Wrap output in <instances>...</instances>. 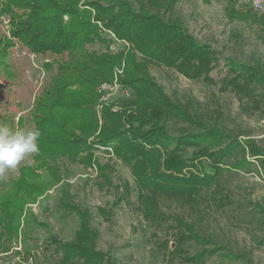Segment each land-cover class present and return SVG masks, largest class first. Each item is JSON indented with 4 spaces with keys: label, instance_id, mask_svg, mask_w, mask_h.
Wrapping results in <instances>:
<instances>
[{
    "label": "rangeland",
    "instance_id": "374dc122",
    "mask_svg": "<svg viewBox=\"0 0 264 264\" xmlns=\"http://www.w3.org/2000/svg\"><path fill=\"white\" fill-rule=\"evenodd\" d=\"M76 1L77 7L89 11V18H93L96 11L83 5L97 0ZM117 1H125L132 11L152 14L163 22L179 19L191 36L216 51V60L208 75L210 80L186 79L173 68L147 60L134 44L120 40L101 22L95 23L105 42L100 44L95 40L91 45L86 44L82 52L96 51L98 56L118 58L110 82H103L96 89L99 98L93 110L99 128L107 108L112 113L122 110L126 129L130 126L128 116L138 112L136 94L131 86L124 84L125 68L131 57L134 66H143L147 76L157 83L168 99L186 108L204 128H217L237 141L245 143L249 140L264 146L263 89L251 86L242 91L231 85L223 86L235 76L229 72L227 59L264 69V0L260 11L251 9V0H175L172 4H168L169 0L160 3L155 0H98V3L109 6ZM230 7L243 14V18H230ZM245 14L255 20L246 19ZM10 29L7 19L2 18L0 39L6 38L11 45L0 51V123L13 130H33L29 112L56 74L55 62L59 57L36 55L11 38ZM76 51L74 55L79 54ZM47 63H52L51 67L47 68ZM104 84L112 87L113 92L103 102L102 94L98 92ZM119 88L122 92L129 90V96ZM19 118L22 119L20 128L16 127ZM165 125L173 136L200 131L199 127L178 120L166 119ZM196 149L185 150L184 156L190 158ZM96 151L99 163L109 166L105 171L109 182L104 181L94 166L85 168L66 158L58 164L67 173L64 180L70 187L74 203L92 213L90 225L99 235L97 249L108 254L113 264H186L181 257L194 255L200 247L189 239L178 238L180 231L185 233L178 220L192 224L200 235L243 256L241 260L228 262L215 254L202 264H264V174L258 162L249 159L250 166L234 170L229 168L233 160H224L216 182L192 199L157 196L158 211L165 218L155 224L142 216L129 168L113 155L110 148ZM32 156H26L15 169H6L0 174V197L10 191L19 176V169L33 164ZM203 165L197 164V168L209 172L210 162L205 161ZM61 188V184L51 188L38 204L27 206L26 215L21 217V221L24 220L18 237L10 242L4 238L0 240V264H58L59 255L52 241L71 240L78 227L75 215L59 209ZM98 208L105 209L108 216L99 214ZM30 214L43 226L34 223ZM3 229L0 224V231ZM174 248L182 251L181 256L172 255Z\"/></svg>",
    "mask_w": 264,
    "mask_h": 264
},
{
    "label": "trees",
    "instance_id": "16d2710c",
    "mask_svg": "<svg viewBox=\"0 0 264 264\" xmlns=\"http://www.w3.org/2000/svg\"><path fill=\"white\" fill-rule=\"evenodd\" d=\"M174 1L169 0L168 4ZM77 6L76 0H0V22L2 18L7 19L11 38L36 55L59 57L55 62L56 74L29 112L33 130L41 133L37 141L39 151L32 154L33 164L20 168L10 191L0 197V224L4 228L0 231V240L16 239L27 206L38 204L51 188L61 184L59 209L75 215L78 227L71 240L52 241L59 255L58 264H113L108 254L97 249L99 235L90 225L92 213L74 203L70 187L64 180L67 173L60 169L59 160L66 158L85 168L94 166L104 181L109 182L105 174L109 166L101 165L95 153L96 149L110 148L130 170L143 218L158 224L165 216L158 211L157 196L192 199L216 182L224 160H233L229 168L241 170L250 166L249 159H253L264 174V146L249 140L245 143L237 141L217 128H204L186 108L168 99L157 83L147 76L143 66H134L131 57L125 68L124 84L135 92L138 112L128 116L130 126L126 129L122 110L112 113L105 107L104 122L99 128L93 110L99 98L96 89L111 79L118 58L98 56L94 50L82 52L86 44L91 45L95 40L100 44L105 42L95 23L101 22L120 40L134 44L147 60L173 68L186 79L210 80L208 75L213 70L216 51L191 36L179 19L163 22L152 14L132 11L125 1L101 6L97 0L83 5L96 11L93 18H89V11ZM228 14L230 18H243L234 7L229 8ZM245 15L246 19L255 20L251 15ZM7 45L11 42L1 38L0 51ZM76 50L79 54L74 55ZM226 62L229 72L235 76L228 79L224 87L231 85L245 91L251 86H259L264 96L262 67L232 59ZM50 64L45 66L49 68ZM166 119L199 127L200 131L170 135ZM18 121L16 127L20 128L22 119ZM196 147L190 158L184 156L185 150ZM205 161L210 162L209 172L197 168V164L202 167ZM97 212L108 216L103 208H98ZM30 215L34 223L43 226ZM178 223L185 231H180L178 238L189 239L200 247L194 255L182 256L184 263L202 264L215 254L228 262L243 259L211 238L200 235L192 224L181 220ZM173 251L172 255L181 256V250L174 248Z\"/></svg>",
    "mask_w": 264,
    "mask_h": 264
},
{
    "label": "clouds",
    "instance_id": "9594fccd",
    "mask_svg": "<svg viewBox=\"0 0 264 264\" xmlns=\"http://www.w3.org/2000/svg\"><path fill=\"white\" fill-rule=\"evenodd\" d=\"M39 130H13L0 123V174L15 169L26 156L39 151Z\"/></svg>",
    "mask_w": 264,
    "mask_h": 264
},
{
    "label": "built area",
    "instance_id": "2783aa9c",
    "mask_svg": "<svg viewBox=\"0 0 264 264\" xmlns=\"http://www.w3.org/2000/svg\"><path fill=\"white\" fill-rule=\"evenodd\" d=\"M251 8L254 10V11H260L262 9V0H251ZM119 90L121 91L122 89L119 88ZM126 91H121L122 93H124L125 96H129L128 95V90L125 89ZM112 87H110L109 85H102L99 89V92L98 93H101L102 96H101V100L104 102L109 95L112 94Z\"/></svg>",
    "mask_w": 264,
    "mask_h": 264
}]
</instances>
